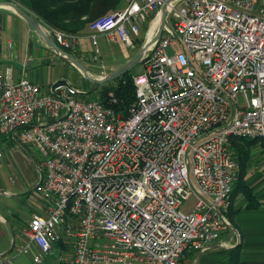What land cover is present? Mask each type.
<instances>
[{
  "label": "built area",
  "instance_id": "2783aa9c",
  "mask_svg": "<svg viewBox=\"0 0 264 264\" xmlns=\"http://www.w3.org/2000/svg\"><path fill=\"white\" fill-rule=\"evenodd\" d=\"M164 5L168 24L126 109L67 79L45 87L0 71V159L6 143L40 155L35 191L47 206L19 248L37 264L59 242L72 250L57 264H181L232 226V138L264 140V0H128L87 33L43 25L66 51L87 38L98 60L101 35L133 45ZM0 264L13 257L0 252Z\"/></svg>",
  "mask_w": 264,
  "mask_h": 264
},
{
  "label": "crops",
  "instance_id": "0c3cea01",
  "mask_svg": "<svg viewBox=\"0 0 264 264\" xmlns=\"http://www.w3.org/2000/svg\"><path fill=\"white\" fill-rule=\"evenodd\" d=\"M14 1L29 10L27 0ZM124 6L120 5L119 8ZM36 32L16 10L0 4V71L13 66L16 78L24 75L30 77L35 60L43 62L51 59L52 49ZM35 52H38V57H34ZM10 60L19 61L24 68L16 67ZM261 141L248 146L245 176V184L254 196L253 201L258 205L252 206L254 202H250L243 191L238 192L233 197L230 208L232 226L224 231L210 249L204 252L188 250L181 259V264H264V142ZM7 148L12 149L15 157L29 172L35 170L23 147L6 143L4 149ZM34 163L40 179V171L36 162ZM24 189L25 187L21 186L13 191L5 181H0V252L12 256L14 264H36L33 250L22 253L19 248L26 241L22 233L23 228L28 224L33 212H44L47 201L23 203L19 194H23ZM63 243L55 245L57 252L63 250ZM57 254L48 255L49 259L44 261L57 264Z\"/></svg>",
  "mask_w": 264,
  "mask_h": 264
},
{
  "label": "rangeland",
  "instance_id": "374dc122",
  "mask_svg": "<svg viewBox=\"0 0 264 264\" xmlns=\"http://www.w3.org/2000/svg\"><path fill=\"white\" fill-rule=\"evenodd\" d=\"M128 0H123L122 6L126 5ZM42 22V21H41ZM42 24H45L42 22ZM46 25V24H45ZM45 25L44 28H45ZM48 26V25H47ZM46 30V29H45ZM44 43L48 46L43 37L36 32ZM48 33V32H47ZM73 33V32H71ZM49 34V33H48ZM50 35V34H49ZM52 36V35H50ZM147 42V27L144 26L140 32V35L135 38L133 45L127 46L122 42H113L107 39L105 35H101L99 38V46L101 49V55L98 60L93 59L92 46L87 38L81 39L80 45L75 49L68 51L81 60L91 77L102 78L109 75L112 71L119 68L126 62H128L134 55L141 49V47ZM51 48L50 46H48ZM52 49V48H51ZM52 57L50 60L39 62L35 60L33 62V68L31 69V79L41 85H46L56 79H67L73 82L76 86L85 91L86 96L89 98H98L102 96V90L105 89L107 83L96 85L93 81L88 79L75 65H73L67 58L57 56L52 49ZM171 53L172 51L169 50ZM34 57H38V52H35ZM46 58V57H45ZM111 67V68H110ZM144 64H138L133 71V75L142 72ZM132 75V79H133ZM103 88V89H102ZM239 104L243 103V97L238 96ZM262 142V141H261ZM30 158V161L34 165V171L29 172L27 168L20 162L13 153L12 149H4V157L0 159V181H5L6 184L15 191L24 186V193L19 194L23 203L24 202H42L46 201L35 191V186L39 181V173L36 170L35 163L39 160L40 155L34 148H24ZM37 171V172H36ZM192 203V201L185 203L182 207L184 210ZM24 229V228H23ZM62 251H56V246L52 254L49 256H56L57 259L60 255H67L72 250V245L69 243H63ZM48 256V257H49ZM49 258H46V260ZM56 259V261H58ZM37 264V263H36ZM41 264H50L45 261ZM56 264V263H55Z\"/></svg>",
  "mask_w": 264,
  "mask_h": 264
},
{
  "label": "trees",
  "instance_id": "16d2710c",
  "mask_svg": "<svg viewBox=\"0 0 264 264\" xmlns=\"http://www.w3.org/2000/svg\"><path fill=\"white\" fill-rule=\"evenodd\" d=\"M123 0H27L28 9L46 25L73 33H87L90 24L99 16L119 8ZM134 70L122 74L117 79L110 81L102 90L100 97L109 105L117 109H126L135 99V88L132 79ZM104 85V84H103ZM103 89V88H102ZM113 91L118 103L110 101V92ZM259 139L232 138L234 155L239 164V176L233 190V197L243 191L251 201L254 196L245 184L247 173L248 146ZM264 142V140H263ZM232 197V198H233ZM254 202V201H253ZM257 206L258 203L251 204ZM233 264H236L234 262Z\"/></svg>",
  "mask_w": 264,
  "mask_h": 264
},
{
  "label": "water",
  "instance_id": "95a60500",
  "mask_svg": "<svg viewBox=\"0 0 264 264\" xmlns=\"http://www.w3.org/2000/svg\"><path fill=\"white\" fill-rule=\"evenodd\" d=\"M171 0H168L170 2ZM0 4L7 5L16 10L24 19L29 23V25L34 28L46 41L48 46H50L55 52H58L61 57L67 58L73 65H75L88 79L96 83V85L103 84L106 82L113 81L120 77L122 74H124L127 71H130L134 69L138 64L141 63L147 49L160 37L164 30V27L168 24L167 17L168 13L166 10V5L162 7V18L161 22L158 28V31L156 35L151 39L148 40L141 49L132 57L128 62L120 66L119 68L112 71L109 75H106L102 78H94L91 77L88 69L84 65V63L79 60L75 55L72 53L64 50L59 46V44L55 41V39L50 36L47 31L45 30L41 20L34 15L31 11L27 10L26 8L22 7L18 3H16L14 0H4L0 1ZM16 67L23 69L24 65L16 60H10Z\"/></svg>",
  "mask_w": 264,
  "mask_h": 264
},
{
  "label": "bare ground",
  "instance_id": "6f19581e",
  "mask_svg": "<svg viewBox=\"0 0 264 264\" xmlns=\"http://www.w3.org/2000/svg\"><path fill=\"white\" fill-rule=\"evenodd\" d=\"M167 9H168V8H167ZM158 23H159V19H156V20L154 21V23H153V25H152L150 31H149L148 34H147V41H148V40H151V39L154 37V29H155V28L157 29V27H158V25H159Z\"/></svg>",
  "mask_w": 264,
  "mask_h": 264
}]
</instances>
